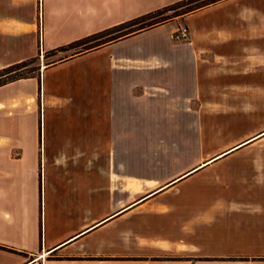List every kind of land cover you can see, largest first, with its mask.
<instances>
[{"label": "crops", "instance_id": "0c3cea01", "mask_svg": "<svg viewBox=\"0 0 264 264\" xmlns=\"http://www.w3.org/2000/svg\"><path fill=\"white\" fill-rule=\"evenodd\" d=\"M69 1L79 30L48 44L45 26V51L181 0ZM4 51L0 29V69L29 58ZM185 136L194 149L148 150ZM0 264H264V0L0 87Z\"/></svg>", "mask_w": 264, "mask_h": 264}, {"label": "rangeland", "instance_id": "374dc122", "mask_svg": "<svg viewBox=\"0 0 264 264\" xmlns=\"http://www.w3.org/2000/svg\"><path fill=\"white\" fill-rule=\"evenodd\" d=\"M48 1L0 0V23L3 22V27L0 26V29L3 32V43L5 46L4 55L9 58L29 56L26 60L37 57L36 62L28 66L29 70H35L33 73L34 75H38L39 72H42L49 64L58 62L94 45L89 44L85 47L82 46L66 52L53 54H49L48 51H45L41 43V39L43 41V33L45 34V26L48 31V44L65 42L73 35L77 34V30H79L78 28H72V21L77 20L71 15L74 14L72 2L69 0H53L46 6L45 4ZM62 10H64L63 13ZM30 33L35 34V39L31 37ZM178 33L179 30L173 36ZM18 39L19 50L17 51L12 47L18 44L16 43ZM37 42L36 51L33 52V48L36 46ZM184 138V140L178 141H149L148 150L168 153L170 150L194 149L195 142L190 140L187 136ZM132 160L135 161L138 159L133 158ZM146 160L154 159L147 158ZM187 165L185 160H180L179 163H174L173 161L168 169L170 172H175L186 168ZM167 177L168 175L165 174V179Z\"/></svg>", "mask_w": 264, "mask_h": 264}, {"label": "trees", "instance_id": "16d2710c", "mask_svg": "<svg viewBox=\"0 0 264 264\" xmlns=\"http://www.w3.org/2000/svg\"><path fill=\"white\" fill-rule=\"evenodd\" d=\"M221 1L224 0H181L169 6L158 9L156 11L149 12L147 14L133 18L122 24L116 25L114 27L78 39L67 45L48 51V53L53 54L59 52H66L82 46L85 47L89 44H94V45L85 48L84 50H81L58 62L49 64L47 68L59 62H62L63 60H68L75 56H79L84 53L97 50L106 45L118 42L120 40L139 34L141 32L163 25L176 18L184 17L188 14L197 12L208 6L217 4ZM36 58L24 60L22 62L11 64L7 67L0 69V87L22 79H28V78L40 79L41 72H39L38 75H34L33 73L35 72V70L28 69V66L30 64L36 62L37 60Z\"/></svg>", "mask_w": 264, "mask_h": 264}, {"label": "built area", "instance_id": "2783aa9c", "mask_svg": "<svg viewBox=\"0 0 264 264\" xmlns=\"http://www.w3.org/2000/svg\"><path fill=\"white\" fill-rule=\"evenodd\" d=\"M176 41H187L189 39V32L187 29L182 28L179 33L173 36Z\"/></svg>", "mask_w": 264, "mask_h": 264}]
</instances>
